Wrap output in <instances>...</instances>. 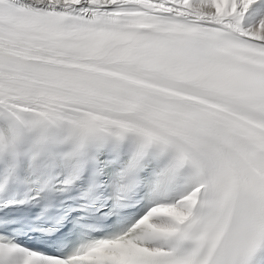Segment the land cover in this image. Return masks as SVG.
Returning a JSON list of instances; mask_svg holds the SVG:
<instances>
[{"label": "snow or ice", "instance_id": "snow-or-ice-1", "mask_svg": "<svg viewBox=\"0 0 264 264\" xmlns=\"http://www.w3.org/2000/svg\"><path fill=\"white\" fill-rule=\"evenodd\" d=\"M0 264H264V0H0Z\"/></svg>", "mask_w": 264, "mask_h": 264}]
</instances>
